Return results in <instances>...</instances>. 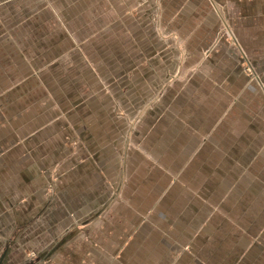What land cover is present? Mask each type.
<instances>
[{
	"label": "crops",
	"instance_id": "crops-1",
	"mask_svg": "<svg viewBox=\"0 0 264 264\" xmlns=\"http://www.w3.org/2000/svg\"><path fill=\"white\" fill-rule=\"evenodd\" d=\"M74 1L0 5V264H264V0Z\"/></svg>",
	"mask_w": 264,
	"mask_h": 264
},
{
	"label": "rangeland",
	"instance_id": "rangeland-1",
	"mask_svg": "<svg viewBox=\"0 0 264 264\" xmlns=\"http://www.w3.org/2000/svg\"><path fill=\"white\" fill-rule=\"evenodd\" d=\"M9 1H11V0H0V5L1 4H5V3H9ZM59 2H58V6H57V3L55 2V0H53V2H54V4L56 5V7L57 8H59L58 9V12H56L57 13V15H55V18L53 17L52 18V20L54 21H60V22H62V19H66V12H65V10L67 9V6L70 8L71 7V5H73V4H75L76 5V1H74V3H71V1L72 0H58ZM65 1L68 3V5L67 6H65ZM52 2V3H53ZM79 2V1H78ZM17 3V2H16ZM47 3V5H48V3L49 2H46ZM50 4V3H49ZM78 4H82L81 2H79ZM7 6V5H6ZM5 6V7H6ZM81 6H83V5H77V7H81ZM4 7V8H5ZM77 17H76V20H75V22L78 20V18L79 19H81V14L79 15V14H77L76 15ZM113 14H106L105 15V18H104V20H107V21H109L110 19H113ZM91 18H92V14H88V18L87 19H90L91 20ZM58 21V23L59 24H57V27H58V32L59 33H63L64 31H65V29L63 28V26H61V23ZM91 21H95V20H91ZM90 31H92V30H90ZM89 32V31H88ZM36 40V36H33V41L31 42V44H33V42ZM70 48H71V52H77V50H80V48H82L83 46H81V44H77L76 43V40H74V44L73 45H70L69 46ZM93 47H95V45H91V44H88V45H86L85 46V49H94ZM17 48L23 53L24 52V50L22 49V47H21V45H16V46H13V48H8L7 47V50L8 51H12V50H17ZM2 52H5V47H3V46H1L0 45V53H2ZM11 53H13V52H11ZM25 53V52H24ZM23 53V54H24ZM64 54H66V48L64 47V49L61 51V53L59 54V55H61V56H65ZM75 54V53H74ZM30 55H35V53H30ZM3 56H6V54H3ZM33 249V248H32ZM25 255V258L26 259H28V258H37L38 257V254L36 253V251H34V250H30L29 252H27L26 254H24Z\"/></svg>",
	"mask_w": 264,
	"mask_h": 264
}]
</instances>
